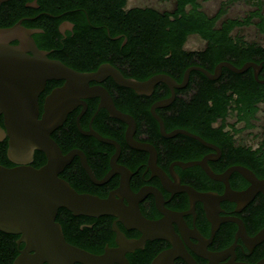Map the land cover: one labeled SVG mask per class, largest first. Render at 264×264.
<instances>
[{
  "label": "flooded vegetation",
  "instance_id": "af4514ba",
  "mask_svg": "<svg viewBox=\"0 0 264 264\" xmlns=\"http://www.w3.org/2000/svg\"><path fill=\"white\" fill-rule=\"evenodd\" d=\"M159 3L129 4L127 0L124 6H152L159 10L175 7L173 0ZM221 3L210 14L216 13ZM228 3L223 16L216 20L218 23L226 17H236L227 14ZM251 8L249 5L242 16ZM262 10L264 13V5ZM17 22L49 58L59 59L79 71L95 70L99 64L109 62L102 56L122 53L129 41L122 30V20L114 19L98 0L1 1L0 27ZM251 25L255 27L253 33L244 30ZM138 29L134 26L135 33ZM233 36L239 44L245 43L246 48L248 44L261 47L253 59H244L239 64L233 63L239 58L229 61L238 67L247 61L259 64L257 76L251 66L238 73L242 76L251 73L254 82H233L225 71L227 67H222L212 83L223 93L224 106L217 107L212 97L199 98V110L190 111L189 105L202 82L188 78L184 86L174 88L170 102L154 107L164 130L151 106L171 94L166 83L157 82L149 94H144L117 84L109 75L99 81H88L89 86L104 87L114 105L132 115L135 120L132 137L148 149L135 147L125 139L126 124L110 115L107 107L101 105L100 96H78L71 100L63 121L50 133L62 153L71 154L58 175L78 192L102 198L113 194L126 206L135 205L157 225L142 229L114 214H73L59 206L55 220L65 240L91 255L77 259L58 256V262L264 264V30L250 22L235 27ZM9 42L16 45L19 40L13 38ZM205 45L203 37L190 33L183 48L198 52ZM29 46L24 44V52L33 55ZM63 82L62 78L45 81L37 98L39 116L45 111L46 96ZM2 119L0 113V125ZM123 125L122 137L117 138L115 135ZM92 130L117 145L98 139L89 132ZM44 162L45 155L37 164L33 155L31 165L37 167ZM12 165L15 163L9 166ZM241 169H249L255 176L253 180L243 175ZM122 180L127 184L123 185ZM181 185L194 187L201 196L191 198L186 191L179 190ZM230 190L242 194L234 198L225 196ZM246 190L249 193L244 194ZM0 233L12 238L7 242L4 264H13L29 243L19 239V234L1 230ZM31 260L33 256H27L24 264H30ZM42 264L49 262L42 260Z\"/></svg>",
  "mask_w": 264,
  "mask_h": 264
},
{
  "label": "water",
  "instance_id": "95a60500",
  "mask_svg": "<svg viewBox=\"0 0 264 264\" xmlns=\"http://www.w3.org/2000/svg\"><path fill=\"white\" fill-rule=\"evenodd\" d=\"M13 38H17L19 43L11 44L9 41ZM25 43L30 44L33 55L24 52ZM248 66L253 68L257 76L259 64L256 62L247 61L238 67L228 60L218 61L212 71L191 64L184 69L180 81L166 72H155L145 79H137L124 75L110 62L99 64L95 70L79 71L59 59L49 58L46 51L38 48L32 37L24 32L19 22L0 27V113L3 116L0 141L6 138V156L15 163L12 166L0 163V230L19 234V239L29 243L20 250L13 264H24L27 256H33L30 264H42V260H48L49 264H64L58 262L56 257L65 255L77 259L91 255L65 240L61 226L55 220L59 206L73 214H114L123 222L131 221L132 226H140L142 229H151L157 225V222L145 218L135 205L126 206L113 194L102 198L88 192H78L58 175L63 165L70 160L71 154H63L50 133L61 124L71 100L78 96H100L101 105L107 107L110 115L126 124L125 139L135 147L148 149L132 137L135 128L132 115L119 110L104 87L89 86V80L99 81L109 75L117 84L144 94H149L157 82L166 83L171 94L151 106V112L158 118L154 107L170 102L174 88L184 86L191 70H199L208 78L215 79L222 67L241 72ZM49 78H62L64 82L46 96L45 111L39 116L38 94ZM82 90L85 92H80ZM160 127L164 130L161 120ZM89 132L100 140L117 145V142L93 130ZM35 150L45 155V162L37 167L31 165ZM241 172L250 180L255 177L249 169H241ZM125 183L122 180V184ZM179 190L186 191L191 198L201 196V192L189 185H181ZM228 193L225 196L232 198L242 194L233 190ZM118 235L123 236L122 233ZM28 250L35 252L29 254Z\"/></svg>",
  "mask_w": 264,
  "mask_h": 264
},
{
  "label": "trees",
  "instance_id": "16d2710c",
  "mask_svg": "<svg viewBox=\"0 0 264 264\" xmlns=\"http://www.w3.org/2000/svg\"><path fill=\"white\" fill-rule=\"evenodd\" d=\"M103 2L108 14L114 19L123 22V31L128 36V45L118 55L102 56L115 65L126 76L145 79L155 72H166L180 80L184 69L191 65H200L208 70L220 60L232 61L239 64L244 59H253L261 51V47L248 44H239L233 36L235 27L250 22L256 23L260 30H264V13L262 7L264 0H245L252 7L245 16L226 17L221 22L217 18L223 16L225 5L233 0L222 1L219 10L210 14L201 8L200 0H173L175 7L172 10H159L152 6H134L126 8L127 0H98ZM122 6H124L122 8ZM94 9V8H93ZM92 9V10H93ZM91 13V16H94ZM111 24V23H110ZM134 26L140 29L134 32ZM190 33H197L206 41L203 50L187 51L183 48L184 40ZM140 47L137 51L136 48ZM229 80L233 82L253 81L252 74L242 76L225 68ZM189 80L202 82V87L189 105L190 111L199 110V98H215V105L223 103V93L217 90L212 83L214 79L208 78L199 70L193 69L189 73ZM224 108V107H223ZM225 109V108H224ZM224 109H221L222 111ZM122 129L116 137H122ZM7 140L0 141V163L6 166L11 164L6 156ZM36 164L44 160V153L34 151ZM11 237L0 233V264H4L7 256V242Z\"/></svg>",
  "mask_w": 264,
  "mask_h": 264
},
{
  "label": "rangeland",
  "instance_id": "374dc122",
  "mask_svg": "<svg viewBox=\"0 0 264 264\" xmlns=\"http://www.w3.org/2000/svg\"><path fill=\"white\" fill-rule=\"evenodd\" d=\"M224 0H200L202 7L204 10H206L208 13H212L217 5ZM129 4H143V3H154L156 5H160L159 0H128ZM229 10L227 12L228 15L231 16H242L248 9H249V3H247L245 0H233L228 3ZM170 4H167L166 6H169ZM255 27L251 25L250 27L244 29L251 33H253Z\"/></svg>",
  "mask_w": 264,
  "mask_h": 264
}]
</instances>
